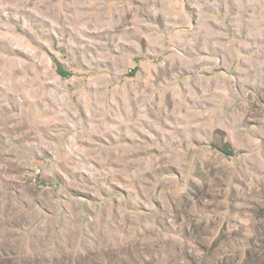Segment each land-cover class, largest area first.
I'll return each mask as SVG.
<instances>
[{"label":"clouds","instance_id":"obj_1","mask_svg":"<svg viewBox=\"0 0 264 264\" xmlns=\"http://www.w3.org/2000/svg\"><path fill=\"white\" fill-rule=\"evenodd\" d=\"M29 7L0 0V264H161L181 237V264H264V0ZM17 29L66 49L59 80ZM233 188L255 203L211 247L202 201Z\"/></svg>","mask_w":264,"mask_h":264},{"label":"rangeland","instance_id":"obj_2","mask_svg":"<svg viewBox=\"0 0 264 264\" xmlns=\"http://www.w3.org/2000/svg\"><path fill=\"white\" fill-rule=\"evenodd\" d=\"M29 2L30 7L26 9V11L35 15L37 10L31 7V0H29ZM17 33L18 35L11 36V40L14 45L18 49H21L25 55L36 60L39 64L46 66L47 69L51 72L52 77L59 80L61 78V76L59 75V66L61 64L66 65V59H61L62 57L66 56V49L63 46L58 47L55 39H49L48 37L40 36L36 39L35 42H33V40L31 39V33L26 36L24 35V33L19 32V29H17ZM239 187L246 188V185L240 184ZM258 194L261 195L262 198H264V186L258 187ZM212 198L213 197L211 193L205 194L202 204L206 209H208V211L202 214L212 215V209H217L219 211L227 213V216H225L220 221L219 230L216 233L214 239L211 237V233H209L210 246L215 247L217 240H219L220 237L223 236L232 226L233 222L230 221L228 217L233 216L236 212L246 213L248 206L255 203V201H246L242 196H239L237 194L235 188L229 190L226 205L212 203ZM219 199H224V197L221 196ZM160 207H163V205H160ZM129 211L132 210L129 209ZM172 212L173 215H175L176 209L173 208ZM258 216L262 221H264V208L259 210ZM172 235H176V233L173 232ZM182 241L183 238L181 237L180 244H176L169 248L167 255L161 261V264H181V261L184 257V253L182 251Z\"/></svg>","mask_w":264,"mask_h":264}]
</instances>
